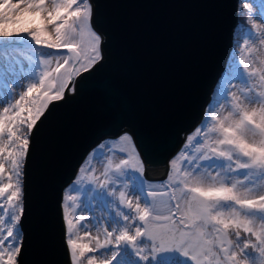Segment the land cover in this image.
Masks as SVG:
<instances>
[{
  "label": "snow or ice",
  "instance_id": "snow-or-ice-1",
  "mask_svg": "<svg viewBox=\"0 0 264 264\" xmlns=\"http://www.w3.org/2000/svg\"><path fill=\"white\" fill-rule=\"evenodd\" d=\"M93 11V0H0V264H22L24 166L34 133L104 60ZM25 14L38 15L44 27L7 30ZM257 41L264 48V35L250 32L222 99L168 160L166 180L144 179L145 158L126 132L82 159L62 203L71 264H264V55Z\"/></svg>",
  "mask_w": 264,
  "mask_h": 264
},
{
  "label": "water",
  "instance_id": "water-1",
  "mask_svg": "<svg viewBox=\"0 0 264 264\" xmlns=\"http://www.w3.org/2000/svg\"><path fill=\"white\" fill-rule=\"evenodd\" d=\"M93 3L104 60L34 133L24 166L22 264H70L62 190L101 140L127 132L145 158L144 177H165L224 68L238 0Z\"/></svg>",
  "mask_w": 264,
  "mask_h": 264
},
{
  "label": "trees",
  "instance_id": "trees-1",
  "mask_svg": "<svg viewBox=\"0 0 264 264\" xmlns=\"http://www.w3.org/2000/svg\"><path fill=\"white\" fill-rule=\"evenodd\" d=\"M239 1H241V0H239ZM261 1H263V0H261ZM28 17H30L28 14H25L24 16H21V17L18 16L16 19H19L21 21V23L16 24V25H7L6 26L7 30H9V31H18L21 34H26L27 30L40 29V26H39L40 21L36 22L34 19H32L34 21H31V20H29ZM246 17H247V14H246L245 9L241 5H239V7L237 8L236 25H235V27L233 29V32H232L230 51H229L227 59H226V61L224 63V68H223V70L221 72V75H220V77H219V79H218V81H217V83L215 84V87H214V88H216V87L218 88L217 89L218 92L222 89V86L225 84L226 80L231 78L230 77V72H234L235 71V69L237 67V64L234 63V61H239V59H241L242 57H244L246 55V53L244 51L245 50V46H242L243 39H244L245 35L247 34V29H248V31L250 29L249 28V23L247 22V18ZM0 43H3V41H0ZM36 47L39 48L41 46H36ZM30 50H31V47L29 45H25L24 46V51L30 52ZM225 75H227L226 79L224 78ZM214 88H213V90H214ZM219 94H220L219 97L222 99L221 92ZM215 98H216L215 97V92H213L212 95L209 98L208 103L205 106L202 119H203L204 115L206 114V110L209 109L211 104H213L216 101ZM199 124L197 126H199ZM191 133H192V131L189 134H191ZM185 140H186V138H185ZM185 140H184V142H185ZM184 142L182 143V145L184 144ZM182 145L180 146V148L182 147ZM180 148L177 150V152L180 150ZM167 173H168V168H167L166 175H165V177L162 180L150 181V180H147L145 177H144V179L149 181V182H154V183L155 182H159V181H163V180H166ZM75 174H76V172H75ZM75 178H76V175H74L73 179L62 190V196H61V202H60V206L61 207H62V203H63V198L65 196H67V191L66 190L68 189V186L70 185V183L75 180ZM68 253H69V251H68ZM69 263L71 264L70 253H69Z\"/></svg>",
  "mask_w": 264,
  "mask_h": 264
},
{
  "label": "rangeland",
  "instance_id": "rangeland-1",
  "mask_svg": "<svg viewBox=\"0 0 264 264\" xmlns=\"http://www.w3.org/2000/svg\"><path fill=\"white\" fill-rule=\"evenodd\" d=\"M239 5H241L245 9V11H246V14H247V17L246 18H247V22L249 23V28H250L249 31L247 29V34L245 35V37L243 39V42H242V46H245V49H246L248 47V45H246L244 43V41H245V39L247 38V36H248V34L250 32L251 33H259L260 35H264V22H262L261 19L259 18L261 16V14L264 15V0L263 1H261V0H241V1H239L238 0L237 8L239 7ZM28 15L30 16V17H28L29 20H31V21H34L35 20L36 22L40 21V23H39L40 29L44 27V22L41 20V18L38 15H35V14H28ZM32 19H34V20H32ZM253 23H255L257 25V28H253L252 27ZM253 47L261 48L262 50H261V53L260 54L261 55H264V48H262V46L259 44V41H257L256 45H254ZM226 76L227 75L224 76L225 79L227 78ZM217 89L218 88L216 87L211 92V95H212L213 92H215V97H216L215 98L216 101L213 104H215L219 99H221L219 97L220 96L219 93L222 91V89L219 92L217 91ZM213 104H211V105H213ZM117 138H106V139L101 140L100 142L97 143V145H95L85 155V157L87 155L91 154L94 149H97L98 146H99V144L104 143L105 141H112V140L117 139ZM96 167L99 168L100 165H96ZM77 171H78V168H77ZM77 171H76V173H77ZM152 183H154V182H152ZM72 194L74 195V193H72ZM67 195H69V192L68 191H67ZM67 202L68 203H71V201H67ZM61 213H62V219H63V207H61ZM95 215L97 217H99L101 215V213L99 211H97L95 213ZM63 224H64V237H65V241H66V223L64 222V220H63ZM81 235H83V233H81ZM93 235H95V232H93Z\"/></svg>",
  "mask_w": 264,
  "mask_h": 264
}]
</instances>
